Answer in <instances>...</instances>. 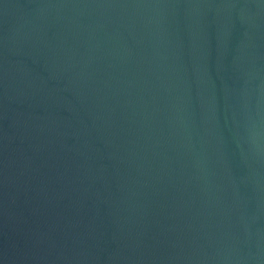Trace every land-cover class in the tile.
Listing matches in <instances>:
<instances>
[{
	"label": "water",
	"instance_id": "95a60500",
	"mask_svg": "<svg viewBox=\"0 0 264 264\" xmlns=\"http://www.w3.org/2000/svg\"><path fill=\"white\" fill-rule=\"evenodd\" d=\"M0 264H264V0H0Z\"/></svg>",
	"mask_w": 264,
	"mask_h": 264
}]
</instances>
